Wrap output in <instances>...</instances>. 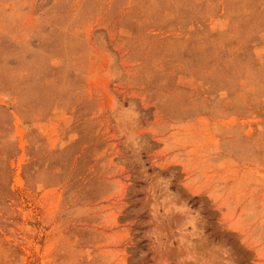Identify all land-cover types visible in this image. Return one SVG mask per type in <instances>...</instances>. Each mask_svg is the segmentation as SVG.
I'll use <instances>...</instances> for the list:
<instances>
[{
    "label": "rangeland",
    "instance_id": "374dc122",
    "mask_svg": "<svg viewBox=\"0 0 264 264\" xmlns=\"http://www.w3.org/2000/svg\"><path fill=\"white\" fill-rule=\"evenodd\" d=\"M0 264H264V0H0Z\"/></svg>",
    "mask_w": 264,
    "mask_h": 264
}]
</instances>
